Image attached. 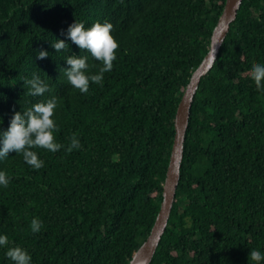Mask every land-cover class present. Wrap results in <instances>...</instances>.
Wrapping results in <instances>:
<instances>
[{"label": "trees", "instance_id": "16d2710c", "mask_svg": "<svg viewBox=\"0 0 264 264\" xmlns=\"http://www.w3.org/2000/svg\"><path fill=\"white\" fill-rule=\"evenodd\" d=\"M227 0H0V130L14 111L43 98L23 81L39 76L58 105L62 147L0 159V264L13 245L31 264H130L164 202L175 119L190 79L208 54ZM108 21L119 48L103 86L87 94L65 75L68 55L102 64L66 35L71 23ZM56 39L69 50L56 52ZM49 53L37 59V52ZM264 0H242L218 59L194 99L177 201L151 264H254L264 253ZM43 94V95H44ZM73 134L81 147L65 151ZM38 217L43 227L30 229ZM260 264H264L261 261Z\"/></svg>", "mask_w": 264, "mask_h": 264}, {"label": "clouds", "instance_id": "9594fccd", "mask_svg": "<svg viewBox=\"0 0 264 264\" xmlns=\"http://www.w3.org/2000/svg\"><path fill=\"white\" fill-rule=\"evenodd\" d=\"M112 30L113 25L108 21L95 22L91 27L85 28L84 22L75 20L67 29V37L80 50L87 51L102 64L98 72L92 74L89 69L95 65H89L87 56L73 54L66 57L65 60L69 66L65 68L67 80L73 88L78 89L81 93H88L90 82L103 86L104 73L110 72L113 68L119 44L111 34ZM52 47L56 52L69 50L68 43L62 39H56L55 43H52ZM48 55L47 51L40 49L37 52V59H45ZM250 76L257 89H264V64L254 63ZM23 83L29 86L30 95L39 96L44 101L34 103L24 112H13L7 130H0V159L6 158L10 152H15L22 154L28 165L39 170L44 167V161L31 149L39 147L55 153L65 147L55 138L58 128L53 116L58 99L51 93L44 94L50 91V88L39 76L34 75L31 79L24 80ZM80 147L77 135L73 134L65 151L70 153L73 149ZM9 182L7 173L0 171V185L7 187ZM42 227L43 223L38 217L32 218L30 229L33 233H38ZM10 243L7 235H0V246ZM5 254L14 264H31V255L19 245L8 247ZM248 259L254 264H260L261 261H264V253L253 249L248 254Z\"/></svg>", "mask_w": 264, "mask_h": 264}, {"label": "water", "instance_id": "95a60500", "mask_svg": "<svg viewBox=\"0 0 264 264\" xmlns=\"http://www.w3.org/2000/svg\"><path fill=\"white\" fill-rule=\"evenodd\" d=\"M241 3L242 0H227L224 11L214 29L210 50L201 65L193 73L182 96L175 119L176 140L164 187L162 209L150 237L138 249L130 264H151L159 244L168 230L182 180L185 148L194 99L203 77L209 74L218 59L229 33L230 25L236 19Z\"/></svg>", "mask_w": 264, "mask_h": 264}]
</instances>
